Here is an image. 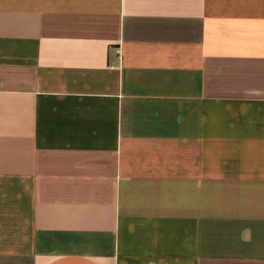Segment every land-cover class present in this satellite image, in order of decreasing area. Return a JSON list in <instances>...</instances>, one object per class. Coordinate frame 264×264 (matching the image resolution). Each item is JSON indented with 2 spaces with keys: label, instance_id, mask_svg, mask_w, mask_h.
<instances>
[{
  "label": "crops",
  "instance_id": "0c3cea01",
  "mask_svg": "<svg viewBox=\"0 0 264 264\" xmlns=\"http://www.w3.org/2000/svg\"><path fill=\"white\" fill-rule=\"evenodd\" d=\"M0 264H264V0H0Z\"/></svg>",
  "mask_w": 264,
  "mask_h": 264
}]
</instances>
